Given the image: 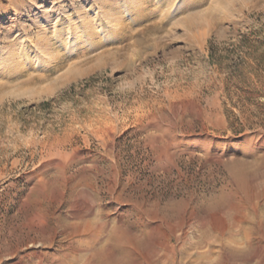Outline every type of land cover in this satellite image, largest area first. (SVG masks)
<instances>
[{
    "label": "rangeland",
    "instance_id": "1",
    "mask_svg": "<svg viewBox=\"0 0 264 264\" xmlns=\"http://www.w3.org/2000/svg\"><path fill=\"white\" fill-rule=\"evenodd\" d=\"M156 251L264 264V0H0V264Z\"/></svg>",
    "mask_w": 264,
    "mask_h": 264
},
{
    "label": "bare ground",
    "instance_id": "2",
    "mask_svg": "<svg viewBox=\"0 0 264 264\" xmlns=\"http://www.w3.org/2000/svg\"><path fill=\"white\" fill-rule=\"evenodd\" d=\"M201 20H203V19L201 18ZM190 25H192V24H190ZM249 235L250 234H249L248 231H243V236L245 237V239H248ZM227 242L229 243L228 245H230V247H231V244L235 243L234 235L233 234H230L227 237ZM216 259H217L216 257H214V258L212 257V255H211L210 252H201V253H197V254L193 255V257L190 259V264H213V262ZM155 263L156 264H161L162 263V258H161L160 255H158V252L156 253V261H155Z\"/></svg>",
    "mask_w": 264,
    "mask_h": 264
}]
</instances>
